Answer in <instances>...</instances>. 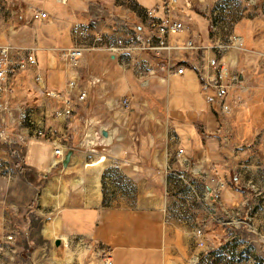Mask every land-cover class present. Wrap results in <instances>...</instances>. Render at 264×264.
<instances>
[{"label":"crops","instance_id":"1","mask_svg":"<svg viewBox=\"0 0 264 264\" xmlns=\"http://www.w3.org/2000/svg\"><path fill=\"white\" fill-rule=\"evenodd\" d=\"M5 1L49 13L47 21L32 25L9 27L0 20V45L36 46L46 86L72 98V114L48 118L47 127L65 153L70 148L74 153L64 166V157L56 161L50 139L34 136L23 147L0 143V243L8 248L0 264H105V249L113 264H188V232L211 215L212 197L206 195L211 176L227 182L223 204H234L243 218L262 229L264 208L258 200H264V114L255 98L246 95L230 119L222 121L213 91L203 90V79L193 67L202 54H217L210 47L213 42H226L231 30L237 33V25L249 18L215 31L203 3L187 7L178 0L174 14L189 30L181 32L186 36L172 34L170 43L193 39L205 48L171 51L170 59L186 69L169 74L165 56L144 50L92 51L78 66L57 52L73 45L82 31L109 30L126 43L127 22L142 23L146 33L143 8L161 6L164 0ZM158 13L163 14L162 6ZM240 52L231 43L223 58L236 68ZM251 71L244 82L254 76ZM71 79L75 88L68 85ZM25 81L33 89L21 86L12 102L30 105L38 124L54 99H46L43 85L32 77ZM80 87L88 91L83 101L77 99ZM125 97L128 106L122 103ZM226 127L231 129L229 141ZM172 129L178 142L170 137ZM178 147L191 167L176 156ZM221 224L212 222L207 232L219 231ZM241 229H235V264L244 263L246 248L258 245H247ZM9 234L13 241L7 240ZM226 248L224 243L205 253L204 261L227 264Z\"/></svg>","mask_w":264,"mask_h":264},{"label":"built area","instance_id":"2","mask_svg":"<svg viewBox=\"0 0 264 264\" xmlns=\"http://www.w3.org/2000/svg\"><path fill=\"white\" fill-rule=\"evenodd\" d=\"M177 2L178 0H164L161 5L163 8L162 15L158 13L161 6L143 8L140 18L144 22L147 32L145 33L142 30V23L134 20L127 22V27L124 32L128 37L126 43L114 38L109 30L94 31L92 34L87 33V31H82L77 32L82 37L79 36L80 38L73 45L60 47L57 49V52L61 58L67 60L72 66H78L84 55L92 51L105 50L109 53L117 54L125 50H144L152 52L156 57L165 56L167 62L164 66L167 68L169 74H182L186 69L185 65L178 63L176 60H171L168 56L170 52L181 49L201 50L205 47L193 39H188L183 45H172L170 43L169 38L172 34L189 30L187 23L174 14ZM184 3L187 7L194 6L192 0H184ZM227 12L233 15L235 11L234 9H227ZM241 15L242 11L239 10L234 21H237ZM48 18L49 13L44 9L25 8L6 2L5 0H0V20L8 23L9 27L23 24L32 25L36 22L44 23ZM217 24L218 21L215 19L214 23H212V29L215 31ZM228 40H231L237 48H242L244 45L243 37L234 33L233 30L230 32ZM230 46L231 42L214 41L210 47L217 49V54L210 57L202 54L198 61L193 64L194 69L203 79V90L206 93L209 90L213 91V98L216 101L218 114L222 118V121H228L230 119L236 108L245 101L242 94L252 89L250 84L244 82V76H240L239 71L224 60V54ZM258 54L264 58V50L259 51ZM24 71L34 73L32 79L37 85H43V94L46 99L61 101L60 105L48 108V111L38 124L33 116V108L30 105L23 102H12V98L16 94V78ZM45 81L46 79L39 68L36 46L20 48L11 44L0 45V143L6 141L23 147L16 142V137L22 138L24 142L27 141L26 139L34 136L51 138L50 128L46 126L47 119H57L72 114L74 110L72 98L65 96L64 93L57 89L48 88ZM68 85L75 88L77 82L71 79L68 81ZM236 90L239 92L233 96L232 91L234 93ZM87 96V88L80 87L77 99L83 101ZM122 103L128 106L129 98H123ZM10 126L14 128L12 129ZM226 128V136H224L229 141L231 129L230 127ZM170 137L176 142L180 138L175 129L170 131ZM52 141L55 145L54 153L56 155V161L58 162L64 157L65 150L58 139L52 138ZM176 156L187 167L192 166L191 159L185 155L182 147H178ZM197 170L198 172L200 171L198 168ZM180 175L182 176L183 174ZM224 186V180H216L215 187L213 188L214 197L216 196L218 198L220 196L219 194ZM197 232L201 235L203 233L202 228H199ZM7 240L13 241L14 235H7ZM199 243L203 244L204 241L200 240ZM4 248L6 246L0 243V258L2 257ZM105 264H113L110 251L106 255Z\"/></svg>","mask_w":264,"mask_h":264},{"label":"rangeland","instance_id":"3","mask_svg":"<svg viewBox=\"0 0 264 264\" xmlns=\"http://www.w3.org/2000/svg\"><path fill=\"white\" fill-rule=\"evenodd\" d=\"M194 5L203 6V10L206 11L207 15L211 23H214L215 19H217L219 25H223L227 29L230 28V24L238 14V11H242V18H249L250 20H244L239 25H237V33L244 35L246 37V42L242 48H239L241 51L240 58L241 61L236 67L237 71H239L240 76H244L247 78V74L253 72L254 76H250L249 83L251 85L252 91H248L244 93V97L246 95L253 96L252 98L255 100V105L258 111L264 114V58L258 54L259 51L264 50V0H192ZM209 1V2H208ZM152 3V2H150ZM227 9H234V14L227 12ZM237 12V13H236ZM240 17V18H241ZM251 21V22H250ZM222 26V27H223ZM254 26V28L252 27ZM226 29V30H227ZM230 31V30H229ZM232 31V30H231ZM236 33V34H237ZM256 34V38L254 37ZM179 36H186L185 33L179 32ZM244 41V40H243ZM227 43L231 42V40H226ZM242 63V64H241ZM244 65V66H243ZM241 66V67H240ZM250 69V71L248 70ZM33 72L24 71L20 73L16 78V90L21 88V86L28 88L31 86L29 83L25 81L28 76L33 78ZM24 78V79H23ZM23 80V81H22ZM247 83V82H246ZM32 90V86L29 87ZM239 91H232V95L237 94ZM51 119V118H49ZM47 123V121H46ZM47 126V125H46ZM48 128V127H47ZM50 128V127H49ZM51 130V128H50ZM231 133V132H230ZM45 139L46 138L42 137ZM91 141V140H89ZM93 142V141H92ZM54 144V143H53ZM55 146V145H54ZM212 185L210 191H206V195L209 197L211 195V215L210 217H206L204 220L200 221V223L193 227L192 232H188V238L186 240L187 245L191 247L192 255L190 257V261L188 259V264H210L208 261H204V254L207 252H212L217 249L218 246L226 243V259L227 264H235V242H236V226H242L241 237L244 242L250 244L251 241H257L258 245L253 247V249L246 248V252L243 253V264H251V258L254 259V264H264V226H261L262 229H256V227L252 226L250 218L241 216V212L238 207H235L234 204L222 202V190L227 185L226 180L225 186L221 189L220 196L217 198L214 197L213 188L215 187L216 178L211 176L210 178ZM223 180V179H222ZM259 207L264 208V200L259 199ZM222 222L220 225V230L216 232H207V227L212 222L219 221ZM261 220H264V217H261ZM211 222V223H210ZM36 227H38V223L36 222ZM210 227V226H209ZM208 227V228H209ZM202 228L203 233L198 234L197 230ZM213 229V225L211 230ZM218 232V233H217ZM36 234V233H35ZM238 234V233H237ZM203 240L204 243L200 244L199 241ZM8 250V248H4L3 254ZM107 249H105L104 254L107 255ZM109 252V251H108ZM105 256V255H104ZM8 264V263H7ZM12 264V263H11Z\"/></svg>","mask_w":264,"mask_h":264},{"label":"water","instance_id":"4","mask_svg":"<svg viewBox=\"0 0 264 264\" xmlns=\"http://www.w3.org/2000/svg\"><path fill=\"white\" fill-rule=\"evenodd\" d=\"M103 133H104V135H107L108 134L107 131H104ZM16 142L19 145H25V142L20 137H16ZM73 153H74V149L73 148L68 149V151L65 153L64 158L62 160V163H63L64 166H67L68 165V163L70 162V159H71V156L73 155Z\"/></svg>","mask_w":264,"mask_h":264},{"label":"trees","instance_id":"5","mask_svg":"<svg viewBox=\"0 0 264 264\" xmlns=\"http://www.w3.org/2000/svg\"><path fill=\"white\" fill-rule=\"evenodd\" d=\"M52 89H53V88H52ZM53 101H54V103H52L53 106H58V105H59V103H58V101H57L56 99H54Z\"/></svg>","mask_w":264,"mask_h":264}]
</instances>
